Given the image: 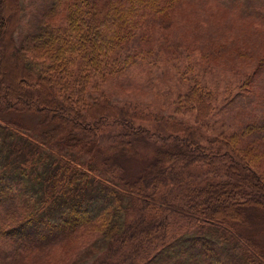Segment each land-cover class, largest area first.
I'll list each match as a JSON object with an SVG mask.
<instances>
[{
    "label": "trees",
    "instance_id": "1",
    "mask_svg": "<svg viewBox=\"0 0 264 264\" xmlns=\"http://www.w3.org/2000/svg\"><path fill=\"white\" fill-rule=\"evenodd\" d=\"M26 15L36 24L21 35ZM159 47L190 62L176 72L186 90L164 110L96 89L109 75L153 90L144 74ZM194 59L247 65L251 91L264 71V0H0V264H41L38 254L86 231L103 247L98 264L142 253L143 264H264L263 240L238 228L264 213L254 164L264 122L199 134L214 94L187 74Z\"/></svg>",
    "mask_w": 264,
    "mask_h": 264
},
{
    "label": "rangeland",
    "instance_id": "2",
    "mask_svg": "<svg viewBox=\"0 0 264 264\" xmlns=\"http://www.w3.org/2000/svg\"><path fill=\"white\" fill-rule=\"evenodd\" d=\"M248 1L249 0H247V2ZM252 1L260 2L262 0ZM196 3H200V1H196L195 4ZM29 9L30 7L26 6V10ZM33 22L36 24V19L34 17L29 15L24 16L16 33L24 35L33 31L35 27L34 25L31 26ZM178 34L180 35L179 46L184 43L182 50L188 52V49L185 48H188L187 43H189V40L183 38L185 34ZM171 37L174 36L171 35ZM157 51V67H154L152 71L144 74L145 78L153 79V90L145 92V94H140L138 91L123 90L122 88H118L115 81L109 75L102 79H97L96 89H98L99 93L103 90L104 92L101 93L107 94V97L112 98L115 102L141 104L143 106L151 104L148 111L152 112L155 108L161 112V110H164L163 108L166 107V103L169 104L174 102L177 96L184 93V90H186L178 85L181 78L180 76H176V72L183 71L182 64L184 66V64L190 62H183L177 58L168 57V50L164 47H159ZM193 51L194 48L190 53L192 54ZM10 62L11 64L14 63L13 61ZM191 63L194 69L187 74L193 78L195 77L196 80L214 94V98L212 99L214 109L207 118V121L205 120V124L208 123L209 128L198 129L199 134L214 137L220 130L235 131L245 122H264V71L256 76L257 78L251 88L252 90L246 93L241 89V82L252 70L247 65L236 63L227 67H215L207 65L197 59H194ZM149 65L150 63H146V66ZM114 77H117V79L120 78L117 75ZM28 117H33L35 120L34 116H27L25 123L27 125L33 124V120L28 119ZM185 117L188 118L189 123L193 122V115H187ZM260 156V162L254 164L256 168L264 172V170L258 166L259 164L264 165V154ZM138 167L139 162L135 160L130 161V168L132 170H136ZM88 210L91 212V206L88 207ZM250 217L253 222L249 220L245 225L238 228L242 229L244 227V232L248 231V236L251 239L252 237L255 238V236H258L256 238L258 240H263L261 243L264 245V213L252 210L250 211ZM88 233L90 232L86 231L82 234H77L64 243L63 240L57 241L58 244L52 246L51 248L53 249H51V251L40 255L38 254L39 256L37 255L35 260H39L41 264H98L105 259V257H98V255L103 252V247L93 244L97 234H95V236L89 235L88 237ZM251 233L255 236H251ZM40 234L43 233L40 232ZM95 256L96 259L93 261ZM145 256V253H142V256L136 257L133 263L125 261L123 264H143L147 257Z\"/></svg>",
    "mask_w": 264,
    "mask_h": 264
}]
</instances>
